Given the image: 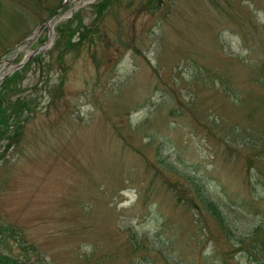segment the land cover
<instances>
[{
	"label": "rangeland",
	"instance_id": "obj_1",
	"mask_svg": "<svg viewBox=\"0 0 264 264\" xmlns=\"http://www.w3.org/2000/svg\"><path fill=\"white\" fill-rule=\"evenodd\" d=\"M114 1L70 3L94 41L55 30L6 89L33 104L0 144V264H259L264 0ZM0 2L1 65L62 0Z\"/></svg>",
	"mask_w": 264,
	"mask_h": 264
},
{
	"label": "trees",
	"instance_id": "obj_2",
	"mask_svg": "<svg viewBox=\"0 0 264 264\" xmlns=\"http://www.w3.org/2000/svg\"><path fill=\"white\" fill-rule=\"evenodd\" d=\"M158 1L160 0H149L148 3L154 4ZM64 2L65 0H62L60 6H58L56 9H51L47 18L42 20L40 25L50 20L62 7ZM114 2V0H103V2L94 6L96 12V21L104 18L105 13L109 10ZM36 8L38 9L39 6H36ZM68 9L69 8H67L65 12ZM1 10L2 4L0 2V13ZM82 26L85 28V33L81 31ZM96 32L97 30L93 27L84 25L83 21L79 18V13L75 16V20L64 22L57 27V33L60 36V40H66L67 46L75 45L73 43V38L77 34H80V41L81 39L90 38V41L93 42ZM39 58L40 57H36L33 62L39 61ZM21 73L22 72L20 71L16 72L12 77L6 79L0 89V144L1 146H5L8 149L18 143L20 139V133L22 132L21 125L24 123L23 119L26 115V112L30 110L31 104H33L26 100L22 101L20 99L16 100V103H14L11 98H7L9 90L6 89L18 80V78L21 76ZM204 202L207 207L214 211V214L219 216V210L215 204L207 199H205ZM242 244H244V242ZM246 249L248 252L247 254L251 253L255 259H259V264H264V221H262L253 231L251 239L248 240ZM0 258L2 257L0 256ZM6 261L7 260H5V262ZM8 263L11 262L8 261ZM15 264H17V262Z\"/></svg>",
	"mask_w": 264,
	"mask_h": 264
},
{
	"label": "water",
	"instance_id": "obj_3",
	"mask_svg": "<svg viewBox=\"0 0 264 264\" xmlns=\"http://www.w3.org/2000/svg\"><path fill=\"white\" fill-rule=\"evenodd\" d=\"M69 2H74L75 0H68ZM83 4H85L84 2H82ZM78 7H80L79 5L76 6L75 8H73L68 14H66L65 16H61L60 18H58L57 20H55L57 18V16L59 15V12L51 19L49 20L48 22H46L45 24H43L42 26H40L32 35L31 37L26 40V42H28L29 44H32L35 40H37L39 38V36L41 35V33L44 31V29L48 28L49 29V32H50V38L48 39V41L46 42V44L41 47V48H38L36 51L33 52V54L23 60L21 63H19L18 65H15L13 66L9 72H7L6 74H4L3 76H0V85L2 84L3 80L5 78H7L8 76H10L12 73H14L16 70H19L21 68L24 67V65L30 60V58L36 54H39L40 52H42L43 50L47 49L48 47L51 46L52 42L54 41V37H55V28L56 26L66 20V19H69L74 13L75 11L78 9ZM21 51V48H19L17 50V53L16 55H18V53ZM16 58V56H15ZM14 59V58H13ZM12 62V60H8L7 63H3L1 65V69L3 66H6L7 64H10Z\"/></svg>",
	"mask_w": 264,
	"mask_h": 264
}]
</instances>
